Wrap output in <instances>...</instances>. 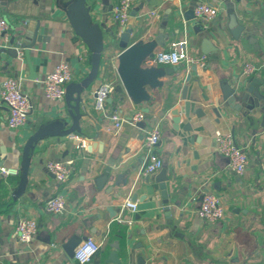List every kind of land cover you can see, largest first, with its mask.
I'll return each instance as SVG.
<instances>
[{
    "label": "crops",
    "instance_id": "1",
    "mask_svg": "<svg viewBox=\"0 0 264 264\" xmlns=\"http://www.w3.org/2000/svg\"><path fill=\"white\" fill-rule=\"evenodd\" d=\"M72 2L0 0V19L9 25L5 41L36 28L41 38L29 54L35 79L30 77L23 50L17 58L0 55V90L7 77L18 78L34 106L24 126L10 128L9 110L0 95V166L18 170L17 175H0V264H76L63 247L73 236L92 237L101 244L88 264H264V128L260 127L264 107L256 114L252 127L244 125L241 115L233 114L228 119L220 87L225 78L233 86H248L249 79L264 78V0H135L126 27L113 19L112 9L119 0H97L90 12L94 22L102 25L104 49L95 77L93 53L78 37L67 15ZM201 2L219 8L215 20L209 24L196 18L185 20L184 16ZM87 4L92 2L88 0ZM232 13L244 26L238 38L229 27ZM198 23L207 31L195 34L193 25ZM125 28L143 34L144 42L162 34L163 46L155 53L183 43L191 54L206 55L208 63L198 67L197 73L183 65L176 67L173 75L159 79L164 83L162 87L149 90V101L135 105L117 73V58L122 51L119 36ZM203 38H207L204 46ZM203 49L212 52L206 54ZM61 62H67L74 74L67 87L86 88L80 94V132L73 134L86 147H79L70 135L40 139L30 151L26 184L18 193L23 152L30 137L39 128L61 119L66 121L64 130L72 125L69 111L76 105L78 92L72 91L60 102L50 101L41 84ZM248 62L257 71L244 77L242 66ZM188 74L191 79L187 82ZM103 82L115 86L106 114L94 109L95 90ZM185 86L188 91L183 100ZM186 101L191 103L189 117L184 114ZM176 106L181 108L177 124L170 114ZM198 109L204 115L198 117ZM139 111L145 113V119L131 124ZM114 114L122 120L119 128L110 119ZM154 125L161 129L155 152L163 167L147 175L143 171L148 159L145 140ZM217 132L231 134L248 154L249 163L242 176L218 153ZM115 155L117 159H112ZM66 160L74 162L72 174L61 184L46 164ZM110 163L108 173L105 170ZM164 169L170 178L169 212L156 183ZM104 176L108 179L97 185L98 178ZM206 191L216 194L225 210L224 219L216 224L204 222L197 213ZM58 194L66 198V211L61 215L45 212V202ZM127 199L137 203L136 212L124 208ZM23 218L38 223L37 235L30 244L21 243L15 235ZM113 252L119 263L110 261Z\"/></svg>",
    "mask_w": 264,
    "mask_h": 264
},
{
    "label": "water",
    "instance_id": "2",
    "mask_svg": "<svg viewBox=\"0 0 264 264\" xmlns=\"http://www.w3.org/2000/svg\"><path fill=\"white\" fill-rule=\"evenodd\" d=\"M91 5H88V0H73V2L68 6L67 15L69 17L70 23L75 30L78 37L89 47L90 51L93 53V77L97 76L100 67L101 55L104 49V34L102 32V25L94 22L93 17L90 12V8L96 7L97 0H90ZM240 1V0H236ZM185 20L189 21L194 19L193 12H188L184 16ZM229 27L232 29L233 35L238 38L239 35L244 30V26L240 20L236 17L235 13L230 15ZM193 30L195 34H200L206 32V28L202 24L193 25ZM37 28L33 32L23 31L19 32L18 36H13L8 40L0 39V55L6 56L7 54L13 58H17L19 50H23L26 54L27 60L29 62L31 78L35 79L37 76L34 74L31 61L29 59L30 50L35 46L36 42L41 41L38 36ZM114 33H112V36ZM143 34L134 33L132 28H125L119 36L118 46L122 49L121 53L118 55V67L117 73L123 84L128 97L132 100L133 104L141 105L150 100L151 96L149 90H153L164 85L159 79L166 75H173L178 69L176 67H166L158 68L156 66L147 65L146 61L152 58L155 54L156 49L159 46H163V35H159L153 40L144 42L141 39ZM139 38V40H136ZM115 40H112L114 42ZM254 39L250 38L249 42L253 43ZM207 44V38L202 39V45ZM208 54L212 51H204ZM191 71L193 73L198 72L197 66H192ZM191 74L186 76V81H190ZM249 85H236L230 84L228 79H223L221 81V90L223 102L226 104L227 110L225 111L226 117L230 119L233 114L241 115L244 119V125L246 127H252L255 122L256 114L262 110V103H264V78H251L248 80ZM85 86L82 85H69L66 89V96L70 95L72 91H77L79 96L74 99L76 105L69 111V116L72 119V125L69 129L64 130L66 127L65 119H61L52 123H49L41 128H39L28 140L24 152H23V169L21 175V181L19 186L20 193L26 184L27 173L30 164V151L34 144L40 139L47 137H64L76 132H80L79 119L82 108V100L80 97L81 92L85 90ZM188 86H185L182 91V99L186 100ZM73 100V98H72ZM180 111L181 108L176 106L170 110V114L173 117V121L177 124L180 122ZM191 103L186 101L184 104V114L186 117L190 116ZM263 111V110H262ZM214 112L220 117V113L217 109ZM198 117L204 115L201 109L196 111ZM145 126L144 123L141 124ZM260 127L264 128V116L260 122ZM256 134V131L252 132ZM127 151V153H129ZM118 156H113L112 159H117ZM147 164V162H146ZM145 164V166H146ZM111 163L108 165L105 171L111 172ZM145 168V167H144ZM107 180L108 176L98 178L96 184L102 180ZM170 178L167 175V170L161 171L159 176L156 178V183L159 184L161 190L162 199L165 201V210L169 212L170 198L168 194L167 183ZM85 237L73 236L64 244V250L70 258L74 257V251L77 246L85 240ZM114 248L119 249L118 244H114ZM110 261L119 263L116 252H113L110 256Z\"/></svg>",
    "mask_w": 264,
    "mask_h": 264
},
{
    "label": "built area",
    "instance_id": "3",
    "mask_svg": "<svg viewBox=\"0 0 264 264\" xmlns=\"http://www.w3.org/2000/svg\"><path fill=\"white\" fill-rule=\"evenodd\" d=\"M135 0H119L112 9L113 19L120 26L126 27L130 20V11ZM194 17L203 24H209L215 20L219 14V8L209 2H201L193 8ZM9 25L4 19H0V39L8 34ZM147 65L178 67L186 66L190 69L192 66L205 67L208 63V57L204 54L195 56L191 54L183 43L173 44L168 49L157 51L152 58L147 59ZM257 71V67L248 62L242 66L241 75L249 77ZM74 74L71 66L67 62L59 63L51 72L45 75L41 84L46 99L60 102L66 97L67 85L72 82ZM115 86L112 82H103L95 90L94 109L106 114L107 101L114 91ZM3 102L9 110L8 126L10 128H19L26 124L34 106L30 97L24 93L22 82L15 77H7L0 90ZM110 119L115 127L122 125V120L117 114L111 115ZM145 119V113L137 112L130 123L137 125ZM79 143V147L85 148L86 143L78 135H70ZM161 129L159 125L149 128L145 140V149L148 152L147 164L144 173L151 175L163 167V161L155 152L156 146L160 141ZM217 151L229 160L232 170L239 176H242L248 166L249 157L246 151L240 148L234 141L231 134L216 133ZM73 160L49 161L46 164L47 170L54 175L56 180L65 184L71 177ZM18 170L13 167L0 166L1 176L17 175ZM67 201L62 194H58L48 199L44 204V211L61 215L66 211ZM124 208L131 212L137 211V203L127 199ZM198 216L208 224H216L224 219L225 210L216 194L210 191L203 193L200 207L197 211ZM38 232V223L32 218L20 219L15 235L23 244H30L35 239ZM101 244L94 238L88 237L83 240L74 251V261L76 264H88L99 252ZM2 255V243L0 241V257ZM134 264V263H128Z\"/></svg>",
    "mask_w": 264,
    "mask_h": 264
}]
</instances>
